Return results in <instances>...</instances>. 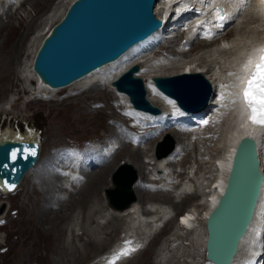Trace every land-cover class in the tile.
I'll list each match as a JSON object with an SVG mask.
<instances>
[{
	"label": "rangeland",
	"instance_id": "374dc122",
	"mask_svg": "<svg viewBox=\"0 0 264 264\" xmlns=\"http://www.w3.org/2000/svg\"><path fill=\"white\" fill-rule=\"evenodd\" d=\"M69 1L70 0H61L56 2L57 5L54 3L53 6H57L55 15L48 17L49 19L47 17H45V19L44 17H42L41 20L37 21L38 25L36 26V28L34 27V30H28L29 32H27V37L29 38V40L27 38L25 39V41H23V52L19 56V59L15 61V65L13 64L17 72H20L18 74L20 79L16 76H13V71L9 72L8 82L10 85L8 83H5L8 88L0 90V104L3 103L5 110L4 113L0 111V128L6 125L7 117L18 122L26 120L32 122L39 128V140L42 156L44 154L45 157H48L52 145H58L68 141H82L83 139L90 137H103L116 134V131L119 129V127L117 125H114L112 119L119 120V118L121 117L118 110L119 103L115 102V97L118 96V92L114 89L111 90L108 86H105V88H103L105 91V95H101L100 92L95 95H85L86 92H82L70 94L69 97H65L73 89L79 92V89L84 86L88 88L90 86L95 85V83L88 84V82L95 80V77H91V79H85V82L81 81L82 83L72 85L73 87H69L61 92H49L47 90H40L41 92H48L49 97L45 98L44 100H33V97H30L29 94L31 90L20 92L15 91L16 88L24 80L26 81V78H29L26 72H22V70H20L21 68H23V63L27 60H32L33 53L42 36L49 29V27L60 17ZM28 2V0H23L21 2L23 4V7L18 9L19 11L17 13H14V16L17 17L14 20L13 18L11 19L13 20L12 23L0 27V41L2 40V37H4V39L0 43L3 51L9 50L10 52L15 42V44H20L21 40L19 41L17 39L21 37V27L22 29L23 27H26L25 23L28 20L29 16H35V14L37 13V10H34L37 8L31 7ZM7 4L8 3H4V9H7ZM59 5L60 7L58 8ZM14 6H16V4H13L11 10L14 9ZM52 13V11H49L48 15ZM0 14L3 17L4 14ZM155 15L157 16L156 13ZM239 18L230 20L225 26V28H230V26L237 22ZM241 21L242 18L237 24H239ZM3 22L6 23V21ZM180 30L182 31L183 35L181 37L182 42L187 36L185 34V31L187 29L182 30L181 28ZM263 34L264 19L243 25V27L236 29V32L230 35L226 40H220L219 46L225 47L227 51L223 53H217L216 51H214L213 53V51H211L209 52L211 54H208L209 57L205 56L204 61L209 64V66L213 67L211 68V73L214 74L215 71V73L217 72L218 74L225 76V82L229 81L231 79V77L229 78V74L232 72L233 66H235V61L238 60V57L243 58L245 56L244 51L248 47L249 43L255 41L257 38H260V35ZM197 40L198 37H191L188 42L181 43L178 45V47L188 48L190 44L194 43V41ZM171 43L172 44L170 47L167 45L163 48H159L155 51V53H150L147 56V59H153L161 53H163L164 55V52L170 55V58H173L171 57V53L168 51H170L172 47L175 50L177 48H175V40ZM244 44L246 46H242ZM213 45L215 46V44H212L210 47L213 48ZM235 47H240V56L234 54ZM202 54L205 55V53L202 52V49L195 50L193 47L191 50L186 51L185 56H183L182 58H179L181 56L176 57L175 55L173 59L165 62L163 61L164 64L167 65H163L162 62H154V64H157V66H162L153 68L151 72L157 71L156 73H158L159 71V73L164 74L173 73L175 69H177V67L173 65L183 66L184 64L185 66L186 62H188L187 64L190 65L188 68H193L196 62L202 61L200 59V56H203ZM169 61L172 62L169 63ZM199 64L201 68H205V64L201 66L203 62H199ZM167 66H169L170 68H168ZM3 82L4 81L0 79V85ZM100 86L104 85L100 84ZM23 87L24 86H22V88ZM17 96L19 97L17 99H14ZM31 96H33L32 92ZM50 98L66 99L62 102L55 103L52 102V100L50 101ZM7 100L9 101L6 103ZM12 100H14V102H12ZM162 102L163 100L159 101V107L162 106ZM225 102L226 101L224 100L222 103L223 105L221 107H212L209 108V110L212 109V114H217L218 112L224 110L226 104L227 106L232 105V103ZM108 104L112 105V109L111 107H107ZM82 111L86 112L89 117L85 119L83 116H79L81 115ZM226 113L227 112L224 111L223 115L219 114V117H215V119L211 123L204 125L201 129V134L199 138L195 139H198L195 144L196 146H193V150H188L189 162L193 163V165L195 166L194 172L197 174L194 175L195 177H200V173H202V175L203 173H205L206 177H212V173L214 172L212 165L213 158L217 157L220 153L219 147L222 145L221 137L223 135L224 129L230 125V120L232 117V115L231 117H227L228 115H226ZM74 115H76V119L80 120V122L77 123L73 120L72 116ZM64 120H67V122H65ZM70 121L74 122L71 126L69 125L68 127L66 123H71ZM8 125L10 126V123H8ZM186 137L187 135L182 138L186 139ZM192 137L195 138V133L192 134ZM166 141L167 138L166 136H164L161 139L151 140L148 144H145L143 147H140L139 149H141V151L139 152V155L141 159L144 161L151 162L152 157H156V153L160 154L165 151L168 146ZM191 144L192 142L190 143V145ZM122 150L125 151V147H123V145L120 146L114 153L113 157L111 158L114 159L112 162H107L101 166L103 167L107 164L109 166L113 165L111 173L105 179V184L107 185L110 182V177L113 171L118 168L121 163L125 162L123 161V159L128 158L127 152L123 155ZM206 150H209V155L207 154ZM203 159L205 161L207 160V162L205 164H202L203 166L202 168H200L199 162H202ZM41 161H43V158H40L39 162ZM163 161L164 159H154L152 163L148 164L152 166V169L155 168L156 171L157 168H159L160 165L163 163ZM45 163H50V161H45ZM132 164L133 167H135L133 161ZM156 164L159 165L157 166ZM172 164H175V162ZM99 165L93 168H88L86 170H92L94 168H97ZM50 166V164H44L42 168H39L35 172V176H33L32 174H27L24 178L20 180V183L18 184L15 192H0V215L6 220L3 224L0 225V246L6 247L4 251L0 252V264H89L91 259L99 253L105 251L123 230L128 229V231L131 233H139L140 222L137 221L136 218L130 219L127 224H124L121 220H119V222L116 221L117 223L114 222L118 226L116 231L114 232V235L111 238L105 240L99 247H96L94 249H88L89 239L95 241L96 243L100 242L101 239H104V234L102 230H106L110 227L113 228V226L116 225L113 223V226H111L110 224V208L107 209L104 208V206H101L100 196H103V188H99V190L94 195H91L90 197L81 200L80 204L77 203L71 205V202L67 203L68 201H63V208H59L60 206L57 204L51 205L52 195H50V191L45 190V184H40V181H43V179H50L51 181L59 180V177L55 173L48 174L47 172L46 174V170H48ZM101 167H99V169ZM99 169L97 168L93 171H98ZM147 169L148 167L146 166V177L150 174V172L148 173ZM157 171L161 172L162 170ZM183 175L184 173L182 174V176ZM194 176L192 175L191 178L196 181ZM87 179L88 177L84 175V179L79 184H76V187L73 190L70 188H65V192L63 193L62 198L64 200H68L67 198H69L70 191H73L72 193L75 192L73 195H76L75 190L78 189V186L81 185L83 182H86ZM43 182L45 183V181ZM206 182V184L209 185L208 183H211L213 181H207L206 179ZM57 184L60 185L59 182H57ZM167 191L171 193L170 190ZM185 193H171V198L173 199V201L178 202L181 199L182 195ZM147 199L143 198L142 202ZM193 201H201V199H194ZM180 203L181 202L177 204ZM56 209L64 213L65 217L59 222L55 223L56 219L53 216L52 212ZM194 209L195 206L193 204L189 205L187 203H185L180 208L172 207L169 204L167 207V210L173 212V214H176L177 212H180L182 210H188L190 212H193ZM197 209L199 210V213H196V211H194L195 213L193 212V214H195L194 216H196V224H198L195 229L189 232L190 230L188 231L187 229L185 230L184 228H180L174 223V215L171 216L172 221L169 224V227L167 229H163V231L160 233V236L153 241L152 249L150 246L151 241H149L144 249L132 256L131 260L134 261H132L130 264H200L204 260L203 252L201 253V258L199 257L200 250L198 249V246L200 242L198 244L193 242L198 239L195 233L199 234L200 238L204 236L203 234L200 235V232L203 230L201 225L203 209L200 206H197ZM169 240H171L172 244L168 255L166 257L160 255L157 257L158 250H160L161 246L164 243L166 244V242ZM92 244V247L96 246L94 245L95 243ZM194 250L196 251L192 253ZM170 253H172V256H170V259L166 261V258L170 255ZM195 253L197 254L195 255L196 257H194L195 261L191 262L193 261L192 254Z\"/></svg>",
	"mask_w": 264,
	"mask_h": 264
},
{
	"label": "water",
	"instance_id": "95a60500",
	"mask_svg": "<svg viewBox=\"0 0 264 264\" xmlns=\"http://www.w3.org/2000/svg\"><path fill=\"white\" fill-rule=\"evenodd\" d=\"M156 1L70 0L39 41L32 70L42 82L57 87L117 58L159 26L153 11ZM137 69V63L131 64L111 84L128 95L132 106L154 112L157 107L147 100L142 78L133 74ZM151 80L185 109L204 107L212 94L208 79L203 75L201 81L199 72L153 74ZM37 153L36 140L0 137V187L7 189L5 181L15 185ZM119 167L112 174V185L104 189L107 203L116 209L134 199L136 178L130 164ZM262 179L255 139L242 134L233 146L223 187L204 218V251L213 264H228L233 258L253 216Z\"/></svg>",
	"mask_w": 264,
	"mask_h": 264
},
{
	"label": "bare ground",
	"instance_id": "6f19581e",
	"mask_svg": "<svg viewBox=\"0 0 264 264\" xmlns=\"http://www.w3.org/2000/svg\"><path fill=\"white\" fill-rule=\"evenodd\" d=\"M28 1H29L28 3L31 5V7L37 8V9H34V10H37V13L35 12L36 13L35 16H33V15L29 16L28 20L25 23L26 27H23V29H22V27L20 26L21 27V34L23 32L22 35L20 34L21 37H19L17 39L19 41L21 40L20 44H18V43L15 44L16 43L15 42L13 47L11 48L10 52H9V50L8 51H3L2 50V46L0 44V79H2L4 81L0 85L1 86L0 90L8 88L5 83L9 84V82H8L9 72L13 71V76L14 77L16 76V77L19 78L18 74L20 72L19 73L17 72V70L15 69L13 64L15 63L16 60L19 59V56L23 52L22 51V49L24 47L23 46V41H25V39L28 38L27 37V32H29L28 30H30V31L34 30V27L36 28V26L38 25L37 21L41 20L42 17H44V19H45V17L48 18V17H51V16L55 15V12L57 10V6L54 7L53 4L54 3L56 4V2L61 1V0H58V1L57 0H28ZM4 2H6V1L5 0H0V9H1L0 13L4 14L3 17L0 14V27L6 26L7 24L12 23V21L17 17V16H14V13H17L19 11L18 9L23 7V4L20 2L18 5L14 6L13 10H11V8L13 6V4H12L13 0H10V2L6 5L7 9H4L3 8L4 7ZM59 7H60V5L58 6V8ZM169 7L170 6H169V3L167 1H163L162 0V2H161V0H157L156 4L154 6V12L157 14L158 17H161L162 15L165 14L166 10ZM49 11H52L53 13L48 15ZM234 13H235V15H234L235 18L234 19L240 17L239 20L242 18V21L239 24H237L239 22V20H238L233 25H231L230 28H228V29L223 27L218 32V37H216V36L210 37V38L198 37V35L196 33L197 31H195L196 30L195 27H192L191 25L190 26L187 25V27L184 28V29H187L185 31V34L187 36H186L184 41L181 42V37L183 36L182 35V31L180 30V27H177V29L174 31L175 32L174 36L171 37V38L169 37L168 39H165L162 43L159 44V47H158V49L159 48H163L164 46H167V45L170 47L171 44H172L171 42L175 40V45H176L175 48H177V49L175 50L172 47L170 49V51H168V52L171 53V55H172L171 57H173V58L175 57V55H176V57L177 56L178 57L181 56L179 58H182L183 56H185L186 51L191 50L193 47H194L195 50H198V49L201 50L202 49V52L205 53V55L202 54L203 56H200V59L202 61H199V62H203V64H201V66L205 64V68H201L199 62H196L194 64L193 68H188L190 65L187 64L188 62H186L185 66H184V64H183V66L182 65L181 66L173 65V66L177 67V69H175V71L173 73H184L185 71H187V72H199L201 81H202V76L205 75L208 78L210 86H211V89H212V95L208 99V103H209L208 107L212 106V105H215L216 102L222 104L224 100L226 101L225 103H232V105L227 106V104H226L225 107H224V111L227 112L226 115H228L227 117H231V115H232V117H231V120H230V125L227 126L224 129L223 135L221 137L222 145L219 147L220 148L219 149L220 153H219V155L217 157L213 158L212 165H213L214 172L212 173V177H209V176L206 177L205 173H203V175H202V173H200V172H199L200 173V177H198V176L195 177L194 176V175H197V174L194 172L195 171V166L193 165V163L189 162V151L188 150H193V146L196 144L198 139L197 140H193L191 145L190 144L189 145L188 144L181 145L182 136H186L187 133H184L182 131H178V132L175 131L177 133V138H176L177 140H175V139L173 140L174 141L173 142L174 145H173V149L172 150L175 149L176 144H179L180 146H182L181 149L183 150V153L180 156V159L177 161V164H176V165H178L180 167V169L177 171V175H180V174L182 175L183 172H186L187 168H189L188 170H190L192 172L191 176L193 175L195 177V179H196V181H195V180H193L191 178V176H189V177H187V180L183 181L182 185H180V186L181 187L182 186L186 187L187 185H189L190 182H192L193 184H194V182H196L197 184H194V186L195 187L197 186V188L196 189L194 188L193 191L190 192V193L183 194L181 199L178 202L173 201V199L171 198V193L170 192L163 191V190H156V191L149 192V190H144L143 186L138 184V182H137L138 177H139V179L146 178V173H145L146 166L148 167V169H147L148 173L151 170L154 171V172H159V171H157L159 169L162 170V167H160V168H157V170L155 171V168L152 169V166L150 164H148V163H152V161L154 159H164L165 160L166 156L172 150L162 154L159 157H152L151 162H149V161H144V160L141 159V157L139 155V152L141 151V149H139L140 148L139 146H131L129 144H123V147H125V151L122 150L123 151L122 153L124 155L127 152V156H128V158H125L127 160L123 159V161L129 162L132 166H133V164H132V161H133L134 164H135L134 166L136 167V168L135 167L134 168H135V171L137 173V180L135 181V183L132 186L133 191H134V195L136 196L135 197L136 200H134L133 202H130V204H128L129 206L127 205L123 209H119V210H117V209H112L111 210L110 209L111 212H110V220H109L111 226H113V223L116 222V221L119 222V220H121L122 223L127 224L130 221V219L136 218L137 221L140 222V224L143 223L145 228L147 230H149L153 226V222H150L149 220L145 219V217H143V214H148L149 213V210L147 208L142 207L143 198H146V199L148 198V199H152V200H155V201L163 202V203H166L167 205L169 204L172 207H176V208H180L185 203H187L189 205L193 204L195 206L194 211H196V213H199V210L197 209V206L202 207V209H203V213L202 214L203 215L201 217V220H202V224L201 225H202L203 230L200 232V235L201 234L205 235V232H204V217H205L206 213L208 212V210L210 209V207L216 201L217 196H218L220 190L222 189V186H223V183H224V180H225V176H226V173H227V168H228V164H229V161H230V156H231V152H232L234 143H235L236 139L239 136H241L242 134H249L256 141V151H257V157L259 159V168H260V170L262 172V175H263V183H262V187H261V190H260L259 199H258V202H257L255 210H254V215H253V217L251 219V222L248 225V228H247L245 234L242 236V238L240 239V241L238 243V248H237L236 254L234 255V257H233L232 261L230 262V264L237 263L239 258L242 256V254L245 253L246 250L252 249V244H247V238L250 235V232H251V230L253 228V224L256 223L258 208L261 205V198L263 197V193H264V137L262 138L259 135L257 128L248 126L242 120L243 119L242 109H240V106L237 104V101L234 100V98H232L233 97L232 88H233V85H234L233 81L235 79V74L238 71V68H242L244 66V64H245L244 60H243V58L238 57V60L235 61V63H234V65L236 67H233V72H231L229 74V78L233 77V79H232V81L230 79L227 82L224 81V77L225 76H223L221 74H218L217 72L215 73L214 70H213L214 74H212L211 73V71H212L211 68H213V67L209 66V64H207L204 61L205 60V56H208V54L210 55L211 53H209V52H211V51H213V53H214V51H216L217 53H220V52L223 53V52L227 51L225 47L219 46V41L220 40L221 41L226 40L230 35H232L233 33L236 32V29H239V28L243 27V25L249 24L251 22H257L259 20H263L264 19V17L262 16L263 11L253 1L244 3L243 6H241V4L238 5V6H233V8L229 10V15L233 16ZM12 18H13V20H11ZM3 21H6V23H4ZM42 22H45V21H42ZM41 26H42V23H41ZM182 30H183V28H182ZM35 31H36V29H35ZM193 31L195 32V35L192 38H195V37L197 38L198 37V40L194 41V43L190 44L188 46V48L178 47L179 44L188 42V40L191 38L192 33H194ZM263 35H260V37H262ZM175 36H177V37H175ZM3 39H4V37H2V40ZM2 40L0 41V43L2 42ZM28 40H29V38H28ZM212 44H215V46L213 45L214 46L213 48L210 47ZM253 44L254 43H252V42L249 43L248 47L244 51L245 56H247L249 54V52L252 51ZM242 46H246V45L244 44ZM240 47H235L234 48V50H235L234 54H236L237 56L238 55L240 56V52H239ZM155 51H154V53H155ZM124 54H125V52L122 53L117 58H115L114 60H111L110 62H107V63L99 66L96 70L91 71L89 74H85L82 77H80L78 79H75V80H72L71 82H69L67 84H64V85H61V86H58V87H52V88L47 86V84H45V83H43L41 81L40 82L38 81L39 80L38 76L36 75V73L31 68V60L30 61L27 60L26 62L23 63V65H22L23 68L20 67L21 68L20 70H22V72H26L27 76L29 78L28 79L26 78V81L24 80L16 88V90L15 89L14 90L16 92L26 91V90H29V91L30 90L31 91L35 90L37 92L40 91V90L41 91L42 90H47V91L50 90V92H53V91L54 92H61V91H64L65 89H67L69 87H73L72 85H75V84H78V83H82L83 81L85 82V79H89V78L91 79V77L98 76L108 66H112V67L114 66V70L112 72H110V76H111V78H113L121 70H123L126 66H128L131 62L134 61V62H137L139 64V70L137 71V74L143 78V81L145 83V91H146L145 96H146L147 100L151 104L156 105L157 107H159V101L160 100L162 101V97L161 96H164V95H162L155 88V86L151 83L150 77L153 74H160V75H167V74L159 73V71H158V73H156L157 71L156 72H151V70H153V68H155V67L162 66V65L157 66V64H154V62L155 63H161L162 62L163 65H167V64H164V62L168 61V60H171L173 58H170V55H168L167 53L164 52V55H163V53H161V54L157 55L156 57H154L153 59H151V58L147 59V57H142V59L140 58V59H133L131 61H122V58H123ZM31 55H32V53H31ZM31 55H30V57H31ZM200 59H198V60H200ZM191 61H189V62H191ZM170 62H172V61H169V63ZM7 67H9V68H7ZM167 67L170 68L169 66H167ZM203 70H205V71H203ZM22 86H24V87L22 88ZM31 86H32V88H31ZM107 86L110 87L111 90L113 89V86L109 82H108ZM101 87L102 86L99 87V86H96V84H95V85L90 86L88 88L81 89L78 93L86 92L85 95H88V94L89 95H95V94H98L100 92L101 95H105V91L103 89V88H105V86H103L102 88ZM31 91L29 92V94H30V97H33V100H44V98H42L41 96L34 97L35 94L33 96H31ZM69 95L70 94H68L66 97H69ZM117 95L118 96L115 97V99H116L115 101L116 102L118 101L120 103H123V104H126L127 106H129V104L127 102V99H126L124 94L118 92ZM65 99L66 98H61V99L50 98L49 100L50 101L52 100V102L56 103V102H62ZM211 100H214V101H211ZM8 101L9 100H7L6 103ZM12 102H14V100H12ZM12 102H11V104H12ZM107 107H109V108L111 107V109H112V105L108 104ZM0 111L2 113L5 112L3 103L0 104ZM79 116H83L85 119L89 117V115L86 112H84V111H82L81 115H79ZM72 118H73V120L75 122H77V123L80 122V120L76 119V115L72 116ZM64 121L67 122V120H64ZM74 121H70L71 123H69V122L66 123L67 126L68 127H69V125L71 126ZM75 126H77V125H75ZM65 128H66V126H65ZM199 132H198V134H199L198 138H199V136L201 134V131H199ZM175 141H176V143H175ZM207 154L208 155L210 154L209 150L207 151ZM43 157H44V154L42 156V151L40 150L37 162L29 170L24 172L22 178H24L27 174H32L33 176H35L34 175L35 172L40 167L42 168L44 166V164L45 165L46 164H52L54 162V160H55L54 158H51L49 160L50 163H45V161L39 162L40 158L42 159ZM190 158H191V156H190ZM199 158H201V157H199ZM204 159H206V158H204ZM204 159L202 160V162H199V167L200 168H202V166H203L202 164H205L207 162V160L205 161ZM113 160L114 159H110V160L107 159L105 162L101 163L97 168L99 169V167H101L105 163L112 162ZM170 163L171 162L168 161L166 164H170ZM184 163H186V164H184ZM97 168H94L92 170H86L85 168H82L80 170V173L85 175L86 177H88V179H87L86 182H83L81 185L78 186V189L75 190L76 191V195H73L75 192L72 193L73 191H70L69 198H67L68 200H64L62 198V195L65 192V188L61 184L60 185L57 184V182L60 183V178H59L58 181H54V180L51 181L50 179H43V181H45V183L43 181H40V184L41 185L45 184V187H44L45 190L50 191L49 193H50V195H52V203H51V205H56L57 204V205L60 206V207L58 206L59 208H63L64 207L62 205L63 201L64 202L68 201L67 203L71 202V205L72 204H77V203L80 204L81 200L86 199V198L90 197L91 195H94L99 190V188L102 189V188H104L107 185V184H105L106 183L105 179L111 173V169L113 168V165L109 166L107 164V165L101 167L98 171H93V170H95ZM47 172H48V174L49 173L54 174L51 171H46V174H47ZM206 179H207V181H213L212 182L213 185H212V188H210V191H208V189H206L204 191L202 190V188L199 189L200 186H209V185L206 184L207 183ZM69 185L71 186L72 190L75 189V187H76L74 182H70ZM108 185H110V182H109ZM181 187H177L178 190H180ZM49 188H50V190H49ZM55 189H57V190H55ZM1 190H2V192H7V191H5L3 189H1ZM194 199H201V201H193ZM100 202H101V206H104V208H107V209L109 208L107 206V203H105V200H104L102 195L100 196ZM179 202H181V203L177 204ZM64 205H65V203H64ZM52 214H53V216L56 219L55 223L59 222L61 219H63L65 217L64 213H62L58 209L54 210L52 212ZM150 216H151V214H150ZM195 218H196V216L191 217L190 215L184 217V221L187 224L190 225V228L188 229V231L190 230L189 232H191L193 229H195L196 226H198V224H196L197 221H195ZM152 220H154V219L152 218ZM171 221H172V217H169L164 222V224L156 232L153 233V235L151 236V239H150L151 240V243H150L151 249H152L153 241L160 236V233L163 231V229H167L169 227V224L171 223ZM116 223H114V224H116ZM117 226L118 225L116 224V225L113 226V228L110 227V228H107L106 230H102V232L104 234V239H101L102 241L100 240V242H98V243H96L95 241L89 239L88 240V249H94L96 247L101 246L102 243L105 240H108L109 238H111L114 235V232L116 231ZM195 235H196V237L198 239L195 242H193V243L198 244L200 242V244L198 246V249L200 250L199 251V257L201 258V253L202 252H203V255H204V248H203L204 236H202L200 238L199 234L195 233ZM199 238H200V241H199ZM92 243H95L94 245H96V246L92 247V245H93ZM247 245H248V248H246ZM166 247H169V246H167V244H166ZM201 249H202V251H201ZM167 250H169V249H167ZM159 251L160 250H158L157 257L160 255ZM195 251L196 250H194L192 253H194ZM263 251H264V248H263ZM195 255H197V254L196 253L192 254L193 261H191V262L195 261L194 260V257H196ZM170 256H172V253H171ZM170 256L166 258V261H168L170 259ZM131 258L132 257L126 258L125 260H122V261H120L119 263H116V264H128V263L130 264L132 261H134V260H131ZM203 258H204V260L200 264H208V261L206 260L205 256H203ZM188 264H190V263H188Z\"/></svg>",
	"mask_w": 264,
	"mask_h": 264
},
{
	"label": "snow or ice",
	"instance_id": "6c2138e0",
	"mask_svg": "<svg viewBox=\"0 0 264 264\" xmlns=\"http://www.w3.org/2000/svg\"><path fill=\"white\" fill-rule=\"evenodd\" d=\"M261 3H264V0H261ZM241 6H243V0H241ZM219 18L223 19V17ZM243 99L246 107L250 110V122L264 126V55H261L260 63L255 66L251 77L245 84ZM30 154L35 155V152L32 151ZM12 155L15 157V153ZM3 187L11 191L15 185L5 181ZM122 254L127 255V252Z\"/></svg>",
	"mask_w": 264,
	"mask_h": 264
}]
</instances>
